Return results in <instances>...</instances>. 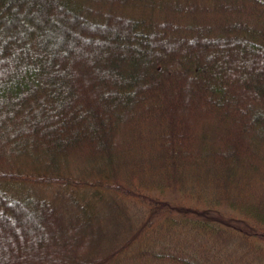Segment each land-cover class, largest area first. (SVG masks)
I'll return each instance as SVG.
<instances>
[{
	"label": "trees",
	"instance_id": "obj_1",
	"mask_svg": "<svg viewBox=\"0 0 264 264\" xmlns=\"http://www.w3.org/2000/svg\"><path fill=\"white\" fill-rule=\"evenodd\" d=\"M171 198L264 244V0H0V264H111Z\"/></svg>",
	"mask_w": 264,
	"mask_h": 264
},
{
	"label": "rangeland",
	"instance_id": "obj_2",
	"mask_svg": "<svg viewBox=\"0 0 264 264\" xmlns=\"http://www.w3.org/2000/svg\"><path fill=\"white\" fill-rule=\"evenodd\" d=\"M171 199L173 212L177 211L174 214L176 220L172 215L168 221L159 220L148 239L134 244L111 264H171L166 255H192L203 264H264V244L246 237L242 232V238H238L229 233L201 235L190 230L185 221L180 222L179 217L184 213L181 203ZM220 225L228 231L238 232L231 224Z\"/></svg>",
	"mask_w": 264,
	"mask_h": 264
}]
</instances>
